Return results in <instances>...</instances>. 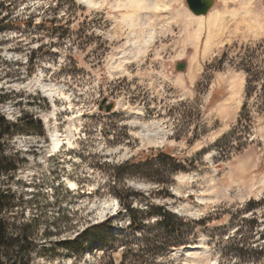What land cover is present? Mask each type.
Wrapping results in <instances>:
<instances>
[{"label":"rangeland","instance_id":"rangeland-1","mask_svg":"<svg viewBox=\"0 0 264 264\" xmlns=\"http://www.w3.org/2000/svg\"><path fill=\"white\" fill-rule=\"evenodd\" d=\"M95 1L0 0V114L12 129L0 136V193L10 196L0 218L10 236L37 241L23 264H264V114L247 97L249 74L264 80V1L215 0L222 25L206 46L205 25L187 39L186 0H165L174 19L157 21L140 53L122 21L127 0ZM245 101L249 134L235 129ZM163 152L184 169L153 165ZM133 159L139 168L119 169ZM123 201L145 216L142 229L127 228ZM153 206L186 217L183 234L156 225ZM17 250L0 247V264Z\"/></svg>","mask_w":264,"mask_h":264},{"label":"trees","instance_id":"trees-1","mask_svg":"<svg viewBox=\"0 0 264 264\" xmlns=\"http://www.w3.org/2000/svg\"><path fill=\"white\" fill-rule=\"evenodd\" d=\"M260 75L262 76L261 73H251L249 74L248 77V82H247V97H251L253 93L258 95V109L260 110L261 113L264 114V80L261 79ZM261 80V81H260ZM24 119V118H23ZM29 119H27L25 122L28 126H31L32 122H28ZM252 116L250 115V112L248 111V102L245 101L243 106H242V112L241 115L238 119V122L235 126V129H237V131L240 129H242V131L244 132H248V134L250 133L249 131L252 129ZM12 132L11 129V123H9V121L6 120V118L0 114V136L4 135V134H9ZM248 140L250 141V143L254 142V139H251L250 135H248ZM161 155H165V158L162 159V161H158L157 159L155 160H151L152 164H156L159 162H162L163 165L167 166V170H180V169H184V167H182V165H177V163L174 161L175 159L171 156V154H166L165 152H163ZM1 162H3V158L1 159ZM5 170H9L12 169L11 166L7 165V163L4 164ZM128 165H131L135 168H139L140 166V162L136 163V160H129L127 161L125 164L119 166L120 168H124ZM7 199H10V196H8L7 194L4 193H0V210H4V208L7 206ZM123 206H125V210L129 212V218H130V223L127 226L128 229L131 230H140L142 229V227L146 224L144 222V218L145 216L141 217V215L138 214V212H136L134 209L131 208V205L127 204L125 201H123ZM252 200L249 201L248 206L250 208V206H252ZM153 208L150 211V214H154L157 215V219L154 221V223L156 225H160L162 226L163 230L167 233L170 234H178V235H182L184 232V227L183 225L186 224V217L184 216H179L176 213L172 212V211H168L165 207L163 206H153L151 207ZM147 214V213H146ZM201 221L204 220H199V221H194L195 223H199ZM9 223L6 222L5 220H3L2 218H0V247L1 248H7V249H12L15 247H18V253L21 254V258L19 260L15 259L12 260L9 264H23V258H22V254L26 253V254H30L33 250H36V248L38 247V243L37 241H28L27 237H25V235L18 234V235H9L8 233V228H9ZM105 229H111L112 228V223L110 221V218H106L102 224H101ZM93 227L90 226L87 229H85L82 233V236L88 239V231L90 229H92ZM188 231H185V233H187ZM126 235L124 234V227H122L119 231V234L117 236H112V238L114 239H118V238H125ZM98 239L101 241L102 246L106 247L108 242H109V238L105 237L104 235H99ZM45 247V246H44ZM156 246H153V249H155ZM238 248V247H237Z\"/></svg>","mask_w":264,"mask_h":264},{"label":"bare ground","instance_id":"bare-ground-1","mask_svg":"<svg viewBox=\"0 0 264 264\" xmlns=\"http://www.w3.org/2000/svg\"><path fill=\"white\" fill-rule=\"evenodd\" d=\"M84 1H86L87 3L92 4V5L97 4V2L95 0H84ZM127 4L131 7V11L123 16L122 21L125 25H127L131 29V35H135L136 36L135 38H137V36L139 37L134 41L132 40L133 43H132V48L130 50H132L136 53H140V52L145 51V50L147 51L151 41H154L153 39L155 38L154 28L156 26V22L163 19V18L168 19V17L170 15L173 16V11L166 4L165 0H127ZM180 12H181L180 16L184 20L183 21L184 22L183 28L185 29L187 39H191L192 37L199 39L203 28L205 26H207V38H206V42H205L206 44L205 45L210 46L211 39L213 38V36H215L214 35L215 32L218 29H220V27L222 25V19L223 18L221 16V13L217 10H213L210 13L208 12L209 13V14L207 13L208 16H206L204 18L203 14L195 15L192 11L190 12L188 10H181V11H179V13ZM158 14H161V15H158ZM204 15H206V14H204ZM173 19H174V16H173ZM192 24L197 25V28L195 29L194 32H192L190 30V27ZM147 25L149 28V31L147 32V34L141 36L140 34H138L136 32V28H138V26L146 27ZM136 53H135V55H136ZM116 68L120 69V71H121L122 65L119 64L116 66ZM46 90H48V94L54 100V96H55V94L58 93V90H56L55 88H51V87L47 88ZM152 124H150V125L152 126ZM144 127H146L148 130H150L149 124L145 125ZM146 133H147V131H146ZM154 134H156V132ZM149 135H151V134H149ZM73 138H74L73 131H72V129L69 128L68 137H67V143L69 145L70 144L72 145L74 143ZM52 141H53V147L55 149L59 148L63 143V139L59 136V134H52ZM70 182H71L72 186H76V183H74L72 181H70ZM114 200H115V204L118 205L119 204L118 200L117 199H114ZM198 249H199L198 246H192L191 245V246L178 248V249H176V251L178 253H186L187 254V253H190L191 251H195Z\"/></svg>","mask_w":264,"mask_h":264},{"label":"water","instance_id":"water-1","mask_svg":"<svg viewBox=\"0 0 264 264\" xmlns=\"http://www.w3.org/2000/svg\"><path fill=\"white\" fill-rule=\"evenodd\" d=\"M186 3L188 5L189 9L195 15H201V14L204 15V14H207L209 12V10L213 7L215 0H186ZM177 67H178V69L182 70L185 67V63L179 62L177 64ZM106 102H107V99H105L102 102L101 108L106 106V111H110L114 107V104L110 103V104L105 105Z\"/></svg>","mask_w":264,"mask_h":264}]
</instances>
